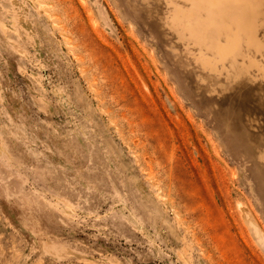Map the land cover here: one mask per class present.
Returning a JSON list of instances; mask_svg holds the SVG:
<instances>
[{"label": "rangeland", "instance_id": "1", "mask_svg": "<svg viewBox=\"0 0 264 264\" xmlns=\"http://www.w3.org/2000/svg\"><path fill=\"white\" fill-rule=\"evenodd\" d=\"M0 264H264V0H0Z\"/></svg>", "mask_w": 264, "mask_h": 264}, {"label": "bare ground", "instance_id": "2", "mask_svg": "<svg viewBox=\"0 0 264 264\" xmlns=\"http://www.w3.org/2000/svg\"><path fill=\"white\" fill-rule=\"evenodd\" d=\"M241 30V29H240ZM234 51V50H233ZM222 55H224V53L222 54ZM221 58V57H220Z\"/></svg>", "mask_w": 264, "mask_h": 264}]
</instances>
